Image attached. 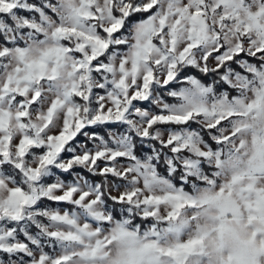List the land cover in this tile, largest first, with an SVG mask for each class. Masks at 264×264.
<instances>
[{
  "label": "snow or ice",
  "instance_id": "obj_1",
  "mask_svg": "<svg viewBox=\"0 0 264 264\" xmlns=\"http://www.w3.org/2000/svg\"><path fill=\"white\" fill-rule=\"evenodd\" d=\"M0 264H264V0H0Z\"/></svg>",
  "mask_w": 264,
  "mask_h": 264
}]
</instances>
